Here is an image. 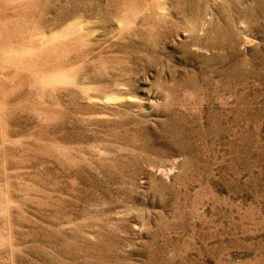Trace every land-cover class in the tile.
<instances>
[{
	"label": "rangeland",
	"instance_id": "374dc122",
	"mask_svg": "<svg viewBox=\"0 0 264 264\" xmlns=\"http://www.w3.org/2000/svg\"><path fill=\"white\" fill-rule=\"evenodd\" d=\"M0 264H264V0H0Z\"/></svg>",
	"mask_w": 264,
	"mask_h": 264
}]
</instances>
